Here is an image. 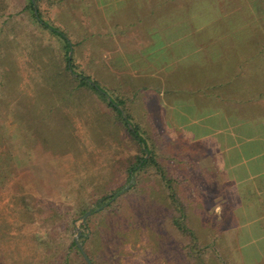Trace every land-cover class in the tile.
I'll use <instances>...</instances> for the list:
<instances>
[{
  "label": "rangeland",
  "instance_id": "1",
  "mask_svg": "<svg viewBox=\"0 0 264 264\" xmlns=\"http://www.w3.org/2000/svg\"><path fill=\"white\" fill-rule=\"evenodd\" d=\"M28 4L0 0V264L65 251L81 264L77 236L101 264H192L189 251L206 264H264V0H39L70 49ZM70 51L126 98L195 243L173 224L156 169L129 182L138 147L96 94L74 91ZM45 231L52 250L35 239Z\"/></svg>",
  "mask_w": 264,
  "mask_h": 264
},
{
  "label": "trees",
  "instance_id": "2",
  "mask_svg": "<svg viewBox=\"0 0 264 264\" xmlns=\"http://www.w3.org/2000/svg\"><path fill=\"white\" fill-rule=\"evenodd\" d=\"M38 5V6H37ZM36 6V7H35ZM28 9L31 10L34 19L37 23L49 31L51 34L57 36L64 44L67 49L72 48V43L69 38L68 32L64 31L60 26L56 25L53 21L45 19L42 11L39 9V0H29ZM66 71L69 77L76 82L74 86V91H77L81 88H86L92 91L97 95L113 112V115L116 119L120 121L125 130L130 135L131 140L138 147V152L130 159L125 167L129 182L137 184L135 180L141 177V174L149 171L150 169H156L158 172L164 186L168 191V196L172 205L174 206V213L172 216V222L176 228L185 235L190 236V239L195 243L197 241L196 234L194 231L188 227L186 220L188 217L186 206L178 197L177 191L174 186L172 177H170L169 170H165V166L158 161L156 155V147L152 142L151 138L147 132L143 129L141 124H139L133 117L132 112L128 108L126 98L121 95L116 90H112L104 86L97 79L87 74L83 70H79L75 62V57L68 56L66 58ZM132 125V128L130 127ZM134 187V186H133ZM132 187V188H133ZM127 189L124 187L115 189L112 192H108L102 197V200L114 202L117 199V195L120 192H124ZM100 201V200H99ZM103 201V202H105ZM90 209V206L80 207L77 210V215L82 217ZM75 219L71 220V223ZM85 225V223H84ZM46 232V231H45ZM50 233L46 232L45 235H36L35 239L39 246H46V248L52 250L53 247L50 245ZM194 243L192 245H194ZM83 249L86 254L89 256L92 263H89L78 245L76 239L73 238L71 242V248H75V253L78 259L81 261V264H101L95 256H93L89 249L84 245ZM195 246V245H194ZM197 246V244H196ZM190 250H193V247L189 246ZM189 255L194 258L192 264H206L205 258L201 253H195L194 251H189ZM70 252H63L61 256H56L55 259L50 261V264H71Z\"/></svg>",
  "mask_w": 264,
  "mask_h": 264
},
{
  "label": "crops",
  "instance_id": "3",
  "mask_svg": "<svg viewBox=\"0 0 264 264\" xmlns=\"http://www.w3.org/2000/svg\"><path fill=\"white\" fill-rule=\"evenodd\" d=\"M3 18L6 20V19H7V15H4ZM235 166H236V163H232V165H231V167H230V168L232 169V171L235 170V168H234ZM250 169H251V168H250ZM250 169H249L248 171L245 170V171L243 172V174H244V175H249V174L251 173V170H250ZM240 174H242V171H241V170H240ZM245 180H247V177L245 178ZM260 181H261L262 184L264 183V179H261ZM263 187H264V184H263L261 187H259V188L256 187V188H257L256 191L258 192V194L264 196V190H260V189L263 188Z\"/></svg>",
  "mask_w": 264,
  "mask_h": 264
},
{
  "label": "water",
  "instance_id": "4",
  "mask_svg": "<svg viewBox=\"0 0 264 264\" xmlns=\"http://www.w3.org/2000/svg\"><path fill=\"white\" fill-rule=\"evenodd\" d=\"M35 7H36V6H35ZM71 55H72V51H70V57H71ZM130 127L132 128V125H130ZM91 213H92V210L87 211V213L85 214L84 218H86L87 216H89ZM80 234H81V232L78 231V235H80ZM75 239H76V241L78 242V236H77ZM78 245H79V247L81 248V250H82V252H83V255H84L85 259H86L89 263H92L91 260H90V258H89V256L86 254V252L84 251L82 245H81L79 242H78Z\"/></svg>",
  "mask_w": 264,
  "mask_h": 264
},
{
  "label": "clouds",
  "instance_id": "5",
  "mask_svg": "<svg viewBox=\"0 0 264 264\" xmlns=\"http://www.w3.org/2000/svg\"><path fill=\"white\" fill-rule=\"evenodd\" d=\"M216 211H219V209H216Z\"/></svg>",
  "mask_w": 264,
  "mask_h": 264
}]
</instances>
